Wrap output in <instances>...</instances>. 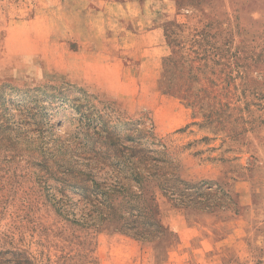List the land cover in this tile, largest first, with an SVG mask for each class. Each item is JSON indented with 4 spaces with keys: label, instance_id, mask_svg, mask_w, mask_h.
Returning <instances> with one entry per match:
<instances>
[{
    "label": "rangeland",
    "instance_id": "374dc122",
    "mask_svg": "<svg viewBox=\"0 0 264 264\" xmlns=\"http://www.w3.org/2000/svg\"><path fill=\"white\" fill-rule=\"evenodd\" d=\"M67 5L0 0V238L41 264H264V0H168L121 54L141 75V49L161 55L154 88L129 95L68 73L62 47L86 36L65 37ZM126 148L146 172L154 159L189 183L231 185L239 206L194 211L160 196L155 242L68 221L93 209L82 180L136 189L106 155Z\"/></svg>",
    "mask_w": 264,
    "mask_h": 264
},
{
    "label": "trees",
    "instance_id": "16d2710c",
    "mask_svg": "<svg viewBox=\"0 0 264 264\" xmlns=\"http://www.w3.org/2000/svg\"><path fill=\"white\" fill-rule=\"evenodd\" d=\"M106 155L108 159L113 158L127 165L128 173L122 171L126 174L125 179L132 177L137 187L135 189L124 181L112 185L93 181L95 184L90 187L82 180V189L90 191L87 197L91 198L95 191L96 198L89 199L93 201V209L82 221L67 217L75 225L94 227L109 222L116 226L117 231L136 240L155 242L164 236L167 229L159 205L160 196L176 207L194 211L213 212L239 206L237 192L231 185L212 181L189 183L176 173H168L165 165L159 160L153 162L154 159L146 172L139 166L145 158L139 150L131 148ZM120 197L121 202L116 203ZM0 264H41V261L29 249L13 245L5 234L0 238Z\"/></svg>",
    "mask_w": 264,
    "mask_h": 264
},
{
    "label": "crops",
    "instance_id": "0c3cea01",
    "mask_svg": "<svg viewBox=\"0 0 264 264\" xmlns=\"http://www.w3.org/2000/svg\"><path fill=\"white\" fill-rule=\"evenodd\" d=\"M167 1L66 0L68 5L65 37L71 40L77 31H81L80 27L84 28L86 36L85 42L78 49L68 47L66 50L62 47L64 53H67L68 73H74L75 80L85 84H97L110 93L120 94L121 89L154 88L156 68L161 56L159 49H141L142 65L145 69L143 75L140 74L141 71L126 65L121 54L130 55L137 48L139 35H144L148 23L166 10ZM60 5L63 6V0H60ZM91 43L96 44L95 48L90 47ZM142 76L152 78L142 81Z\"/></svg>",
    "mask_w": 264,
    "mask_h": 264
}]
</instances>
